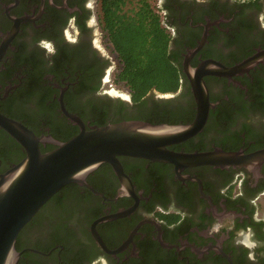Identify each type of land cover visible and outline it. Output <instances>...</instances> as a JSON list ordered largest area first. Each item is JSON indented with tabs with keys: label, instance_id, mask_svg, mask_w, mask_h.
<instances>
[{
	"label": "flooded vegetation",
	"instance_id": "1",
	"mask_svg": "<svg viewBox=\"0 0 264 264\" xmlns=\"http://www.w3.org/2000/svg\"><path fill=\"white\" fill-rule=\"evenodd\" d=\"M98 1L0 0V114L56 140L71 126L79 130L62 112L60 95L85 128L98 126L102 113L107 123L149 122L158 113L170 120L163 123L185 124L195 117L196 102L184 62L191 69L207 60L232 67L255 56L239 74L203 76L210 102L206 122L167 148L262 155L246 164L183 168L118 156L129 193L113 166L102 163L85 176L87 185L63 186L21 228L17 264H264L262 6L161 0L179 85L151 90L134 103L128 90L114 87L118 64L99 36ZM53 147L39 143L42 152ZM24 154L0 128V174Z\"/></svg>",
	"mask_w": 264,
	"mask_h": 264
},
{
	"label": "water",
	"instance_id": "2",
	"mask_svg": "<svg viewBox=\"0 0 264 264\" xmlns=\"http://www.w3.org/2000/svg\"><path fill=\"white\" fill-rule=\"evenodd\" d=\"M24 20V18L20 19ZM12 35V32H11ZM199 42V46L202 44ZM256 61L251 56L232 67L207 60L195 69L183 66L190 81L196 102L193 120L185 124H153L129 119L85 128L82 120L65 110L64 115L79 127L78 133L65 141L50 136L37 137L21 122L0 114V128L24 150L23 158L0 174V264H17L19 252L15 248L21 228L31 220L41 206L69 183L87 185L85 176L102 163L113 166L123 188L129 193V180L122 171L118 156H132L151 161L170 162L176 168L201 164L224 167L256 161L262 153L242 155L236 152H174L167 148L200 132L206 122L210 102L203 76L239 74ZM54 147L42 152L39 143ZM130 210L111 217L122 216ZM99 243L100 240L97 238Z\"/></svg>",
	"mask_w": 264,
	"mask_h": 264
},
{
	"label": "trees",
	"instance_id": "3",
	"mask_svg": "<svg viewBox=\"0 0 264 264\" xmlns=\"http://www.w3.org/2000/svg\"><path fill=\"white\" fill-rule=\"evenodd\" d=\"M258 1L248 3L260 4L264 14V0ZM166 6L161 2L156 10L151 0H99L102 30L118 64L114 82L128 90L134 103H142L151 90L175 91L179 85L180 68L173 61L171 36L160 15ZM104 118L103 113L97 117L98 126L107 124ZM151 118L148 121L153 124L170 123L158 113ZM76 133L78 129L71 126L60 141Z\"/></svg>",
	"mask_w": 264,
	"mask_h": 264
},
{
	"label": "rangeland",
	"instance_id": "4",
	"mask_svg": "<svg viewBox=\"0 0 264 264\" xmlns=\"http://www.w3.org/2000/svg\"><path fill=\"white\" fill-rule=\"evenodd\" d=\"M152 1V3H153V5L155 6V8H156V10L158 9V7L160 6V4H161V0H151ZM97 15H98V17H99V29H98V31H99V36L102 38L103 37V39H102V43L103 44H106L107 45V47L109 48V50L111 51V53L113 54V56L115 57V54L113 53V51H112V48H111V46H110V44H109V42L107 41V39H106V37H105V34H104V32H103V30H102V24H101V21H100V9H99V1H98V5H97ZM160 15H162V12H160ZM118 86H114L115 88H119L120 89V91H123V92H127V89L124 87V86H122L121 84H117Z\"/></svg>",
	"mask_w": 264,
	"mask_h": 264
}]
</instances>
